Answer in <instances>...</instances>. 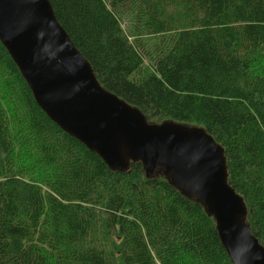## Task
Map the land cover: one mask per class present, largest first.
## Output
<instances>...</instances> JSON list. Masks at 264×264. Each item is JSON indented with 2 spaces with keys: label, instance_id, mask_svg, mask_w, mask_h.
Wrapping results in <instances>:
<instances>
[{
  "label": "trees",
  "instance_id": "trees-1",
  "mask_svg": "<svg viewBox=\"0 0 264 264\" xmlns=\"http://www.w3.org/2000/svg\"><path fill=\"white\" fill-rule=\"evenodd\" d=\"M49 1L109 93L224 148L264 247V0ZM0 264L233 263L162 173L113 172L51 121L0 42Z\"/></svg>",
  "mask_w": 264,
  "mask_h": 264
},
{
  "label": "water",
  "instance_id": "water-1",
  "mask_svg": "<svg viewBox=\"0 0 264 264\" xmlns=\"http://www.w3.org/2000/svg\"><path fill=\"white\" fill-rule=\"evenodd\" d=\"M0 42L42 111L113 172L142 163L213 216L233 264H264L248 208L229 184L224 148L200 127L150 123L109 93L60 24L49 0H0Z\"/></svg>",
  "mask_w": 264,
  "mask_h": 264
},
{
  "label": "rangeland",
  "instance_id": "rangeland-1",
  "mask_svg": "<svg viewBox=\"0 0 264 264\" xmlns=\"http://www.w3.org/2000/svg\"><path fill=\"white\" fill-rule=\"evenodd\" d=\"M127 25V22L126 23H124V30H126L129 26H126ZM131 36V34H129V35H127V37H130ZM132 40V39H131Z\"/></svg>",
  "mask_w": 264,
  "mask_h": 264
}]
</instances>
